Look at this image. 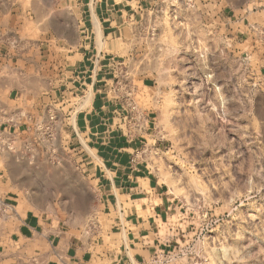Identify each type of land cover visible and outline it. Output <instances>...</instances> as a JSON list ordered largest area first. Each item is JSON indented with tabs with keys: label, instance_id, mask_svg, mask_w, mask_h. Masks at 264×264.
Segmentation results:
<instances>
[{
	"label": "crops",
	"instance_id": "1",
	"mask_svg": "<svg viewBox=\"0 0 264 264\" xmlns=\"http://www.w3.org/2000/svg\"><path fill=\"white\" fill-rule=\"evenodd\" d=\"M5 1L0 139L29 137L40 119L58 129L71 164L66 183L78 198L71 212L21 204L28 188L16 180L17 158L0 151V264H156L155 256L177 264L182 231L172 221L182 212L148 153L164 86L156 72H137L136 44L159 0ZM198 1L218 12L235 41L254 48L252 57L262 53L261 0ZM54 111L57 120L45 119ZM89 197L93 205L84 204Z\"/></svg>",
	"mask_w": 264,
	"mask_h": 264
},
{
	"label": "rangeland",
	"instance_id": "2",
	"mask_svg": "<svg viewBox=\"0 0 264 264\" xmlns=\"http://www.w3.org/2000/svg\"><path fill=\"white\" fill-rule=\"evenodd\" d=\"M147 25L136 44L137 72H156L164 86L148 153L182 212L172 221L182 231L177 264H264V43L252 57L254 48L235 41L218 12L198 0H159ZM42 120L29 137L0 139L28 188L19 202L76 211L58 129ZM84 204L93 205L90 197Z\"/></svg>",
	"mask_w": 264,
	"mask_h": 264
},
{
	"label": "built area",
	"instance_id": "3",
	"mask_svg": "<svg viewBox=\"0 0 264 264\" xmlns=\"http://www.w3.org/2000/svg\"><path fill=\"white\" fill-rule=\"evenodd\" d=\"M187 1H188V3H190L191 5H193V2L196 1V0H187ZM130 108H131V112L137 111V107H136L135 104L130 105ZM125 120H126V122H128L129 124H131V123H133V121L135 120V118H134L133 115L129 114L128 116L125 117ZM1 144H3V143H1ZM2 150L3 149H1V147H0V151H2ZM167 256H170V255L168 254ZM166 261L167 262H165V263L170 262L171 261V258L168 257ZM153 262L156 263V264L159 263V259L157 258V256H155Z\"/></svg>",
	"mask_w": 264,
	"mask_h": 264
}]
</instances>
